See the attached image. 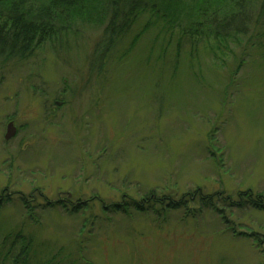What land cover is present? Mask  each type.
I'll use <instances>...</instances> for the list:
<instances>
[{
	"label": "rangeland",
	"instance_id": "obj_1",
	"mask_svg": "<svg viewBox=\"0 0 264 264\" xmlns=\"http://www.w3.org/2000/svg\"><path fill=\"white\" fill-rule=\"evenodd\" d=\"M86 2L53 48L0 68V264L20 231L26 264H264V207L246 202L264 203V60L246 42L260 0L246 36L183 48L173 79L167 46L159 92L135 59L153 34L120 66L89 67L106 22ZM6 113L21 128L9 141ZM150 191L163 201L142 202Z\"/></svg>",
	"mask_w": 264,
	"mask_h": 264
},
{
	"label": "trees",
	"instance_id": "obj_2",
	"mask_svg": "<svg viewBox=\"0 0 264 264\" xmlns=\"http://www.w3.org/2000/svg\"><path fill=\"white\" fill-rule=\"evenodd\" d=\"M99 1L100 3H96L101 7V20L105 19L106 24L95 43L89 67L92 64L94 67L97 65L98 73L101 72L100 69L105 62L113 61L115 66H120L122 59L130 54L146 35L153 34L149 50H146L148 49L146 43L144 46L146 52L132 53L141 66L147 65L153 77V89L159 92L165 65L169 62L165 56L167 46L174 44L175 59L168 65L169 76L173 79V72L179 67L183 48L188 46L190 56L196 58L200 43L206 48H212L213 51L216 45L214 47L213 44L210 45L212 40L220 44L221 39L226 37L237 41L239 36H246V28L251 23L249 13L252 7L250 3L253 0ZM85 3L87 4L86 0H0V68L5 67L7 63L28 59L36 48H44L48 40L53 44L51 45L53 48L56 41L59 38L63 40L64 35L70 31L64 30V26L71 14L75 11L83 13V9L87 6ZM253 21L254 27L260 32L254 34V37L248 36L246 42H251L252 46L256 45L260 57L264 60V0H260ZM155 50L158 52L156 56L153 55ZM245 54L251 55L247 51ZM192 75L195 73L192 72ZM154 96L158 97L156 94ZM54 104L52 103L51 106ZM167 198L168 208H179L185 202L183 198L178 201L171 200L169 196ZM203 198L205 196L200 197V201ZM208 198L203 202L205 205ZM246 198V202L251 206L260 209L264 207L260 198H252L249 194ZM146 199L151 200L153 205L155 201H158V204L163 201L161 198H156L152 191L142 202ZM208 204L210 206L211 202ZM134 205L139 210L148 207L147 205L142 207L141 202H134ZM9 233L4 234L5 241L9 238ZM21 233V231L14 233L19 249L14 264H18L20 259V264H26L29 256L34 254V248H30L34 238L27 239ZM20 237H22L21 241ZM11 246L13 249V244ZM56 258V255L52 256L44 264H60ZM74 262L80 264L81 261L74 260Z\"/></svg>",
	"mask_w": 264,
	"mask_h": 264
},
{
	"label": "flooded vegetation",
	"instance_id": "obj_3",
	"mask_svg": "<svg viewBox=\"0 0 264 264\" xmlns=\"http://www.w3.org/2000/svg\"><path fill=\"white\" fill-rule=\"evenodd\" d=\"M63 101L61 100H55L53 103L57 104L60 106V104H62ZM52 105V101L50 102V106ZM13 115H8V113L4 114L3 117H2V124L5 126V133H6V130H7V127L9 125H11V128L13 129L14 131V134L13 136L9 139L11 140L12 138H14L16 135H17V132H20L21 128H18L17 125H16V117L14 116V113H12ZM8 116V117H6ZM1 124V123H0ZM5 133H4V136H5ZM9 140H6V141H9ZM24 140H21V142H23Z\"/></svg>",
	"mask_w": 264,
	"mask_h": 264
},
{
	"label": "water",
	"instance_id": "obj_4",
	"mask_svg": "<svg viewBox=\"0 0 264 264\" xmlns=\"http://www.w3.org/2000/svg\"><path fill=\"white\" fill-rule=\"evenodd\" d=\"M12 128H13V127H12ZM12 128H11V125H9V126L7 127L6 134H5V139H9V138H11V137L13 136L14 131H13Z\"/></svg>",
	"mask_w": 264,
	"mask_h": 264
}]
</instances>
